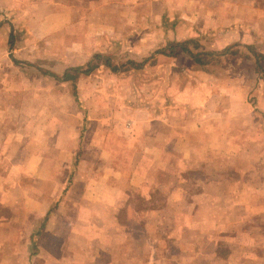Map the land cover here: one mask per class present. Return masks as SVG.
Returning <instances> with one entry per match:
<instances>
[{
    "label": "rangeland",
    "instance_id": "374dc122",
    "mask_svg": "<svg viewBox=\"0 0 264 264\" xmlns=\"http://www.w3.org/2000/svg\"><path fill=\"white\" fill-rule=\"evenodd\" d=\"M30 1L21 0L20 15L16 11L18 16L2 19L11 31L16 29L12 25L19 27L9 38L21 45L15 49L21 50L22 59L17 70L35 85L36 103L45 99L52 104L53 123L78 120L80 129L86 127L85 136L93 119L120 130L132 117L140 121L147 113L186 129L207 119L217 125L211 131L221 134L212 135L210 154L218 156L208 162L199 157L202 148L192 145L189 153L186 143L175 157L166 156L164 191L151 193L149 199L163 197L162 216L144 206L138 214L144 223L133 217L125 224L133 236L143 231L157 235L164 260L195 264L193 257L215 245L206 238L205 226L212 231L220 227L203 224L204 198L225 202L222 209L215 208L219 219L221 212L233 210L227 200L238 197L243 220L222 233L225 239L227 233L234 236L229 241L236 243L241 264H264V0H252V7L245 0H229L225 7L220 0L210 6L205 0ZM238 2H243L244 16L233 5ZM63 4L68 6L64 13ZM180 44L197 57L182 51ZM54 72L77 78L62 81ZM75 107L78 116L72 118ZM65 109L67 116L60 113ZM59 130L55 124L53 140ZM78 161L71 160L69 183ZM127 161H122L125 173ZM207 169L212 177H204ZM210 185L212 191H204ZM224 185L228 191L220 190ZM132 194L133 204H143L139 193ZM252 206V215L246 214ZM121 212L125 222L128 213ZM131 247L137 250L134 243ZM223 247L226 256L230 250ZM17 258L12 250L8 256L0 249V264Z\"/></svg>",
    "mask_w": 264,
    "mask_h": 264
},
{
    "label": "crops",
    "instance_id": "0c3cea01",
    "mask_svg": "<svg viewBox=\"0 0 264 264\" xmlns=\"http://www.w3.org/2000/svg\"><path fill=\"white\" fill-rule=\"evenodd\" d=\"M205 1L210 6L215 0ZM220 1L223 7L231 4L229 0ZM29 3L36 4L37 0ZM244 3L253 6L252 0ZM20 5L21 0H0V249L8 256L12 250L19 260L3 264H173L172 258L164 260L159 254V236L145 231L133 236L125 224L131 223L133 217L144 223L138 216L144 206L162 216L163 197L149 199L151 193L164 191L166 156L175 157L186 143L189 153L192 145L194 150L197 146L202 148L199 157L208 162L213 156L212 135L221 136L220 132L211 131L217 125L201 119L186 129L185 125L175 126L164 116L146 113L140 121L132 117L120 130L111 125L104 128L93 119L88 136H82L85 126L80 129L78 120L53 123L52 104L45 99L36 103L35 85L28 83L27 73L22 75L17 70L22 59L21 50L15 49L21 45L9 38L19 27L12 25L16 29L11 31L2 19L4 15L18 16L14 15L16 11L20 15ZM233 5L244 16L243 2ZM67 8L66 4L60 6L63 13ZM54 73L62 81H68L62 73ZM39 94L46 95L45 91ZM67 112L60 110L64 116ZM77 116L75 107L71 117ZM55 124L60 130L53 140ZM78 153H81L79 161L75 158ZM73 159L78 163L70 173L72 183H69ZM87 160L93 163L90 165ZM124 160H128L126 173ZM206 176L212 177L211 169L204 171ZM226 187L221 186L220 190L228 191ZM203 189L212 191V186ZM132 193H139L143 204H133ZM223 204L204 198L203 224L220 227L212 231V226L210 229L205 226L206 238L215 241V245L193 257L197 259L195 264H241L242 258L234 248L236 243L229 241L234 236L227 233L225 239L222 233L243 220L241 203L238 197L228 199L226 206L232 212L223 211L217 219L215 208L222 209ZM121 210L128 213L125 222L121 221L125 217ZM253 210L254 206L245 213L252 215ZM255 213L259 225L258 208ZM10 227L14 230H9ZM233 235L239 234L235 231ZM132 243L137 250L132 249ZM223 245L230 250L226 256Z\"/></svg>",
    "mask_w": 264,
    "mask_h": 264
},
{
    "label": "trees",
    "instance_id": "16d2710c",
    "mask_svg": "<svg viewBox=\"0 0 264 264\" xmlns=\"http://www.w3.org/2000/svg\"><path fill=\"white\" fill-rule=\"evenodd\" d=\"M173 45H176V44H178V43H172ZM180 47L181 46H183L181 49H182V51H184V52H187V53H189V54H191L193 57H197V54H193L187 47H185L184 45H179ZM200 55H202V54H200ZM196 59V58H195ZM197 61H199V63H203V61L201 60V59H197ZM94 65H91V67H93ZM79 67H77V68H74V71H76V72H79ZM84 72V71H83ZM63 79L64 80H70V81H73V80H75L77 77H76V75H68V73L67 72H65L64 74H63Z\"/></svg>",
    "mask_w": 264,
    "mask_h": 264
}]
</instances>
